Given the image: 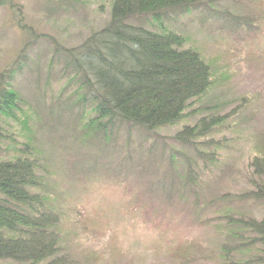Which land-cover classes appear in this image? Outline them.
Wrapping results in <instances>:
<instances>
[{
    "label": "rangeland",
    "instance_id": "rangeland-1",
    "mask_svg": "<svg viewBox=\"0 0 264 264\" xmlns=\"http://www.w3.org/2000/svg\"><path fill=\"white\" fill-rule=\"evenodd\" d=\"M4 2L0 7V81L2 74L11 68L19 69L16 65L22 64L19 73L8 72L10 80L6 86L21 97L24 112L34 124L29 130L14 126L7 133L8 140L0 141V160L14 157V146L25 149L26 137L32 136L31 145L38 157L40 152L47 170L48 175L43 177L46 190L69 218L58 226L65 255L80 264H224L220 257L222 245L229 241L232 246L238 245V241L225 238L227 228L217 213L222 208L219 197L226 191L240 193L246 182L250 146L264 141V0H217V7L213 6L210 12L212 17L205 6L201 8L202 15L167 23L214 63L219 74H227L219 87L194 108L222 103L227 115L240 105L238 98L248 100L245 108L234 113L239 122L231 119L227 127L232 128L216 137L239 138L238 151L230 161L232 169L203 174L196 168L204 192L200 188L189 189L182 198L176 190L183 179L177 175L186 173V165L181 162L193 160L201 166L193 152L172 140L183 123L160 131L159 146L154 147L160 154L161 148L169 145L165 148L167 157L179 152L174 167L156 161V154L149 156L147 149L133 150L132 159L123 163L125 151L110 150L111 155L103 157L108 153H102L101 157L96 145L90 147L86 142L76 148L71 134L82 138L83 130H68L69 119L77 122L75 114L69 115L67 104L64 111L57 107L56 99L70 74L55 53L56 47L74 49L106 27L113 0ZM224 13L238 16V20L235 22ZM82 121L85 123L86 118ZM39 123L44 124L43 129ZM170 146L175 151H169ZM79 152L91 156L90 164L96 167L90 169L89 158L77 157ZM213 199L219 204L208 206ZM229 204L240 208L244 215L252 214L258 219L264 216V203L249 200ZM78 210L82 211L81 216L77 215ZM190 244L195 247L189 258L178 260L173 256L175 249ZM256 254L254 251L252 256Z\"/></svg>",
    "mask_w": 264,
    "mask_h": 264
},
{
    "label": "trees",
    "instance_id": "trees-1",
    "mask_svg": "<svg viewBox=\"0 0 264 264\" xmlns=\"http://www.w3.org/2000/svg\"><path fill=\"white\" fill-rule=\"evenodd\" d=\"M4 1L0 0V7L5 5ZM216 1L113 0L111 20L106 27L74 49L56 47L55 53L70 74L66 75V86L60 90L56 104L63 111L67 104L65 109L69 115L75 114L77 122L74 124L69 119L68 130H83L82 138L75 137L74 132L71 134L76 148L86 142L90 147L96 145L101 157L102 153H108L103 157L111 155L110 150L125 151L123 163L132 159L133 150L147 149L149 156L156 154V161L168 162V166L174 167L179 152L170 146L168 150L175 153L167 157L165 148L169 145L165 144L160 154L154 147L159 146L160 131L183 123L182 130L172 140L193 152L201 166L195 164L196 161L183 160L185 175H177L175 168L177 177L183 178L179 180L180 186H176L180 198L189 189L200 188L204 192L196 168L203 174L232 169L230 161L238 151L239 138L216 137L219 132L225 134L232 128L227 127L231 119L239 122L234 113L245 108L248 100L238 98L240 105L227 115L222 103L194 108L219 87L227 74H219L214 63L191 46L185 35L167 24L180 17L202 15L201 8L205 6L210 15L212 7H217ZM224 14L235 22L238 20V16ZM134 20L138 23L133 24ZM16 67L19 69L11 68L2 74L0 81V141L8 140L7 133L14 126L29 130L30 124H34L24 112L21 97L6 86L7 79L10 80L8 72L15 75L16 71L23 70L22 64ZM72 87L73 90H68ZM51 114L52 111L50 117ZM193 114L198 117L194 118ZM191 121L195 124H190ZM40 124L43 129L44 124ZM26 139L25 149L18 150L14 146L15 156L0 160V262L80 264L64 253L66 249L61 245L58 226L69 218H65L46 190L43 177L48 174L41 162L43 157L40 152L39 157L36 155V148L31 145L32 136ZM86 154L80 153L77 157L89 158L87 165L95 168L96 164H90L92 157ZM245 169L246 182L240 193L223 192L218 201L222 208L217 213L226 226L224 229L227 228L225 238L238 241V245L232 246V241L222 245L220 257L224 264H264L261 248L264 246V216L258 219L252 214L244 215L240 208L229 204L249 200L264 203V141L250 146ZM214 200L208 206L219 204ZM77 215L81 216L82 211L78 210ZM217 227L218 224L214 226ZM194 247L193 244L181 245L173 256L186 260ZM254 251L257 254L252 256Z\"/></svg>",
    "mask_w": 264,
    "mask_h": 264
}]
</instances>
